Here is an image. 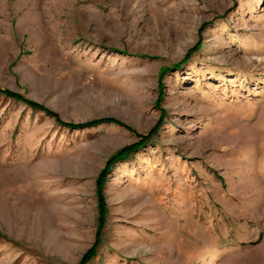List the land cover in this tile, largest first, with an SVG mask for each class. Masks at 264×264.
Instances as JSON below:
<instances>
[{"label": "rangeland", "instance_id": "1", "mask_svg": "<svg viewBox=\"0 0 264 264\" xmlns=\"http://www.w3.org/2000/svg\"><path fill=\"white\" fill-rule=\"evenodd\" d=\"M0 264H264V0H0Z\"/></svg>", "mask_w": 264, "mask_h": 264}, {"label": "trees", "instance_id": "2", "mask_svg": "<svg viewBox=\"0 0 264 264\" xmlns=\"http://www.w3.org/2000/svg\"><path fill=\"white\" fill-rule=\"evenodd\" d=\"M143 136H141L140 137V139H139V141L137 142V143H133V144H130V145H128V146H125V147H123V148H121L120 150H118L109 160H108V162L106 163V165H105V167L106 166H108V164L109 163H111L112 162V160L114 159V158H116V157H118V156H120V155H122V154H125V152L127 151V150H129L130 149V147L133 145L134 146V144H140L141 143V141H143L144 140V138H142ZM135 147H136V145H135ZM86 260V259H85ZM85 260H84V262H85Z\"/></svg>", "mask_w": 264, "mask_h": 264}]
</instances>
